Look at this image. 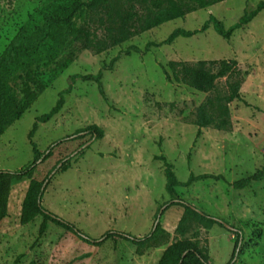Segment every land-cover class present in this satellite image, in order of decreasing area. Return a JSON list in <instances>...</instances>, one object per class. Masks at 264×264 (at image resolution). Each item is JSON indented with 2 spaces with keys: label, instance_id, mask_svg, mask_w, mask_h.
Instances as JSON below:
<instances>
[{
  "label": "rangeland",
  "instance_id": "rangeland-1",
  "mask_svg": "<svg viewBox=\"0 0 264 264\" xmlns=\"http://www.w3.org/2000/svg\"><path fill=\"white\" fill-rule=\"evenodd\" d=\"M73 2L0 0V57L15 35L32 32L45 16L59 15L61 10L70 13ZM259 2L264 0H224L100 54L75 51L78 43L70 31L59 28L57 37L33 56L40 63L46 88L0 136V170L16 171L31 164L27 135L35 118L51 109L74 74L94 75L104 68L100 85L105 98L96 83L77 79L60 113L38 125L33 141L41 152L78 129L96 125L103 130L102 139L78 155L67 171L51 179L42 205L93 239L109 230L143 237L151 230L158 209L170 199L164 189L163 163L155 159L163 155L179 182H185L190 173L222 176L220 180L206 179L177 187L176 192L202 212L223 218L244 232L235 264H264V182L243 190L231 186L264 163V10L229 40L209 28L170 45H153L176 28L199 30L210 15L227 28ZM83 19L73 21L82 26ZM71 51L75 59L66 64ZM217 60H235L246 75L239 99L228 105L230 131L206 128L198 132L193 124L195 109L206 98L224 96L226 78L218 79L209 93H200L168 82L163 68L170 62L193 65ZM11 89L21 99L20 83H11ZM89 139L55 148L36 169L34 179L42 180L58 161ZM27 186L28 182L23 181L10 191L8 216L0 222V264H157L164 249L182 239L175 232L183 214L180 207L167 209L160 218L162 229L168 233L165 244L142 256L135 254L134 245L123 240L93 246L54 225L37 239L40 217L26 225L19 223ZM187 228L183 238L195 237L200 247L207 249L211 264L230 261L234 237L229 232L217 225L207 231L193 221Z\"/></svg>",
  "mask_w": 264,
  "mask_h": 264
},
{
  "label": "trees",
  "instance_id": "trees-1",
  "mask_svg": "<svg viewBox=\"0 0 264 264\" xmlns=\"http://www.w3.org/2000/svg\"><path fill=\"white\" fill-rule=\"evenodd\" d=\"M223 1L89 0L84 2L74 0L70 13L61 10L59 15L45 16L32 32L15 35L0 57V136L8 126L21 118L46 88L41 79L40 63L33 56L38 53L40 48L47 46L50 40L57 37L59 28L70 31L73 41L78 43L75 51L87 50L100 54L167 22L183 19L189 12L207 9ZM263 10L264 2H259L253 10L244 12L235 23L227 28L217 18L210 15L199 30L190 31L176 28L171 31L165 40L153 45H170L178 38L188 39L209 28H212L218 36L229 40L235 31L249 24ZM81 17L84 18L83 25L77 26L73 19ZM58 39L64 43L62 38ZM126 54H130L129 50L126 51ZM74 59L75 53L71 51L65 58L66 64L72 63ZM103 70L104 68L100 69L94 75L74 74L71 77V84L58 93L57 100L51 109L35 118L27 135L33 157L31 164L16 171L0 170V222L8 216L7 204L12 187L27 181L28 186L21 202L19 223L20 225H26L36 217H40L41 222L38 226L37 239L44 235L49 225H54L93 246H100L109 240H123L134 245L135 254L142 256L147 250L165 244L168 233L162 229L160 218L167 209L180 207L183 214L178 221L175 232L182 239L176 240L167 246L157 264H211L207 249L200 247L195 237L193 239L183 238L187 234V227L191 221L196 222L207 231L212 226L217 225L229 232L234 237V246L231 259L227 264H235L244 242V232L228 225V222L223 218L202 212L189 202L181 199L176 192L177 187H189L196 181L206 179L220 180L222 176L208 173L199 175L190 173L185 182H179L173 171V166L163 155H159L155 159L163 163L164 189L170 199L158 209L151 230L143 237H135L129 233L109 230L99 238L93 239L81 232L74 224L42 205L43 196L51 179L57 173L67 171L71 162L78 155L89 148L93 142L102 139L103 130L96 125L78 129L73 134L52 142L41 152L33 141L38 125L50 121L60 113L65 103V96L71 93L72 85L77 79L96 83L99 86L100 95L105 98L100 85ZM163 72L168 82L185 85L200 93H209L218 79L226 78V94L215 100L206 98L195 109L193 124L197 127L198 132L206 128L217 131H230L231 121L228 105L239 99L240 87L243 77L246 75L237 67L235 60L199 61L193 65L184 62H170L167 68H163ZM11 83L14 85L20 83L19 93L21 99H17L12 92ZM85 137H90L87 143L82 144L70 155L58 161L42 180L34 179L33 175L36 169L53 155L55 148L61 144L81 140ZM256 182H264V163L253 174L233 182L231 186L235 190H243Z\"/></svg>",
  "mask_w": 264,
  "mask_h": 264
}]
</instances>
